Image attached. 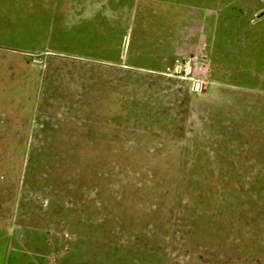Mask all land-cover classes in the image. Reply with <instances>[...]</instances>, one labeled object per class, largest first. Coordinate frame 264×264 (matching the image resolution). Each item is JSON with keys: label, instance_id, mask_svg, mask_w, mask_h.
<instances>
[{"label": "rangeland", "instance_id": "rangeland-1", "mask_svg": "<svg viewBox=\"0 0 264 264\" xmlns=\"http://www.w3.org/2000/svg\"><path fill=\"white\" fill-rule=\"evenodd\" d=\"M9 37L0 36V224L43 226L87 264H264V168L254 167L253 136L241 152L233 143L232 104L224 121L233 72L203 89L21 53Z\"/></svg>", "mask_w": 264, "mask_h": 264}, {"label": "crops", "instance_id": "crops-1", "mask_svg": "<svg viewBox=\"0 0 264 264\" xmlns=\"http://www.w3.org/2000/svg\"><path fill=\"white\" fill-rule=\"evenodd\" d=\"M249 1L0 0V36L13 37L21 53H54L164 77L175 59L192 56L201 81H223L212 79V72L256 74L253 81H223L224 121L232 104L239 128L233 143L241 152L253 136L254 167L264 168V0ZM226 57L237 64L224 67ZM39 96L44 103L48 92ZM0 264H87V257L72 255L43 226L0 224Z\"/></svg>", "mask_w": 264, "mask_h": 264}, {"label": "built area", "instance_id": "built-area-1", "mask_svg": "<svg viewBox=\"0 0 264 264\" xmlns=\"http://www.w3.org/2000/svg\"><path fill=\"white\" fill-rule=\"evenodd\" d=\"M197 57L177 58L173 64L166 67L164 74L171 77L183 78L191 83H197L200 88H206L209 85L208 81L196 79L195 70Z\"/></svg>", "mask_w": 264, "mask_h": 264}, {"label": "trees", "instance_id": "trees-1", "mask_svg": "<svg viewBox=\"0 0 264 264\" xmlns=\"http://www.w3.org/2000/svg\"><path fill=\"white\" fill-rule=\"evenodd\" d=\"M218 73L219 72H212L211 73V78L212 79H214V80H221L219 77H218ZM234 74L231 76V79L230 80H232V81H239V80H245V79H247L246 78V76H249V78H252L251 77V75H250V73H241V74H239V73H235V72H233ZM248 78V79H249Z\"/></svg>", "mask_w": 264, "mask_h": 264}]
</instances>
